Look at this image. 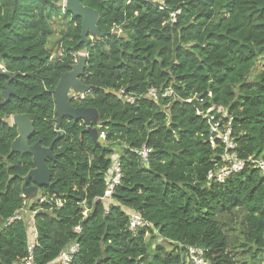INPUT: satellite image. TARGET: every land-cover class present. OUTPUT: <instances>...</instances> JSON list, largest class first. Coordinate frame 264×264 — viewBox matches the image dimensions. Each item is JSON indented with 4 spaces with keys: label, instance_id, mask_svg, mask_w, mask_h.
<instances>
[{
    "label": "trees",
    "instance_id": "trees-1",
    "mask_svg": "<svg viewBox=\"0 0 264 264\" xmlns=\"http://www.w3.org/2000/svg\"><path fill=\"white\" fill-rule=\"evenodd\" d=\"M159 1L80 0L97 12L99 33L82 40L81 18L62 0H0V67L13 76L7 101L0 76V264H21L33 242L30 219L7 221L26 205L34 167L30 154L11 151L18 133L7 119L15 116L32 122L30 145L51 146L54 156L46 160L51 186L26 185L50 200L28 209L36 211L35 264H57L71 244L69 264H192L190 247L207 264H247L228 250L224 220L234 213L239 249L264 264V177L246 167L222 184L208 181L223 166L224 146L206 117L213 108L220 119L223 109L219 131L230 122L237 157L264 159V0H165L163 10ZM56 19L67 22L51 47ZM79 53L87 91L69 99L96 111L89 126L56 116L55 88ZM197 96L201 112L191 103ZM142 146L151 149L147 162L135 153ZM116 157L121 179L105 202ZM130 213L147 225L130 231Z\"/></svg>",
    "mask_w": 264,
    "mask_h": 264
},
{
    "label": "water",
    "instance_id": "water-1",
    "mask_svg": "<svg viewBox=\"0 0 264 264\" xmlns=\"http://www.w3.org/2000/svg\"><path fill=\"white\" fill-rule=\"evenodd\" d=\"M66 10L74 15V17L81 18V38L85 40L88 32L94 35H99L96 28V20L98 14L95 10L84 7L80 0H64ZM86 65V57L80 54L77 62L70 67V71L64 73L55 88L54 100L56 106L57 122L62 117H70L73 120H81L86 125H90L91 120H97L98 116L95 110L83 109V108H72L70 105L69 93H82L86 92L87 88L82 85L80 76L84 72ZM0 76H6L8 80L3 85V91L1 93L4 101L9 100L10 96L13 95L9 84L13 80V76L4 73L0 67ZM199 96L191 101V103L201 112V107L198 104ZM14 126H16L18 136L11 144V151L25 154L28 153L32 157L33 169L29 171L24 179L23 194L29 195L32 191H37L36 186L27 187V182L31 179L37 186H51L49 182L50 173L46 164L48 158L53 159L54 156L51 152V146L48 148L42 147L40 144L35 143L30 145L29 138L33 133L32 122L24 116L13 117ZM94 136L95 131L90 130Z\"/></svg>",
    "mask_w": 264,
    "mask_h": 264
},
{
    "label": "built area",
    "instance_id": "built-area-1",
    "mask_svg": "<svg viewBox=\"0 0 264 264\" xmlns=\"http://www.w3.org/2000/svg\"><path fill=\"white\" fill-rule=\"evenodd\" d=\"M160 7L161 9H165V0H160ZM171 21H175V14H171ZM171 93L167 92L165 93L166 96H169ZM148 96L152 99L157 98V91L156 90H149ZM74 99H83L84 93L75 94L73 96ZM125 99L129 103H134L135 98L133 96H125ZM212 111H214L213 108L209 109L207 111V119L209 120V123L211 125V134L214 135L215 140H219L223 146H224V153L222 155V162L223 166L218 168L217 170L210 172L208 174V181H215L216 183L222 184L225 182L226 178L230 177L231 175L242 171L246 167L257 169L261 175L264 177V159L257 158V159H250L248 161H242L240 160L236 153L234 152L235 149V143L233 138L231 137L232 129L230 127V122L227 123V125L224 127L223 131H219L220 128V120L225 116V113L223 109L218 108L216 110V114L220 116V119L216 118L215 115L210 114ZM99 138L104 140L105 135L104 133L99 134ZM211 145L214 147V140L211 139L210 141ZM135 153L140 157L142 162H147L148 156L151 154V149L142 146V148L139 151H135ZM121 179V169L119 165L118 158L116 157L114 159V162L110 168V170L107 171L105 175V181L107 183V189L104 192L103 197L101 200L103 201H109L111 200L114 187L117 186ZM49 199H46L44 196H40L38 199L39 203H49ZM56 207L61 206V201L55 202ZM80 205L83 207L82 209V215L85 218L88 209H86L85 202L80 203ZM22 212H25L24 208H22L19 212L14 214L13 217L9 218L7 221L9 223H12L16 220L22 219ZM107 212V210H106ZM36 214V211L28 213V218L30 219V233L32 235L33 242L29 245L27 250V257L22 261L21 264H35L34 256H33V249H34V242L36 240V229L34 226V216ZM129 216V230L135 231L138 228H143L147 224L146 222L141 218L139 214H128ZM74 231L77 233L80 231V227H76ZM77 253V244H71L69 247L65 248L57 257V264H69L72 260L73 256ZM188 258L191 261L192 264H207L206 260L204 258V252L201 248L198 247H190L188 248Z\"/></svg>",
    "mask_w": 264,
    "mask_h": 264
},
{
    "label": "rangeland",
    "instance_id": "rangeland-1",
    "mask_svg": "<svg viewBox=\"0 0 264 264\" xmlns=\"http://www.w3.org/2000/svg\"><path fill=\"white\" fill-rule=\"evenodd\" d=\"M62 7L66 8V6L64 5V0H62ZM66 22H67V20H64V19H56L52 22L51 26L54 30V33L50 39L51 40L50 41L51 47H52V45H54V47L57 46V41H58L57 38H58L60 32L65 29ZM114 33H116L118 35V34H120V31L118 29H115ZM79 55H78V57H79ZM83 55H84V53H83ZM54 56H55V52H54L53 57ZM70 94L71 93H69V96H70ZM7 122L9 124L13 125L14 124L13 117L8 118ZM40 196H42V195H41V192L39 190L32 191L29 195L26 194V197H25V195L23 196V197H25V204L26 205L24 206L25 212H22V216H23L22 218L29 220L28 213H30V212L28 209L32 203H35L39 199ZM239 215L240 214L234 213L228 219L224 220V223L226 225V226H224L225 232H226L228 239H229L228 250L230 251V253L233 255V257L236 260L241 261L242 263L246 262L247 264H249V263L251 264L248 257L244 256V251H241L239 249V246L237 245V242H236V236H235L234 229L231 228V226H235L237 228H242V226H243L242 225V218H240Z\"/></svg>",
    "mask_w": 264,
    "mask_h": 264
},
{
    "label": "clouds",
    "instance_id": "clouds-1",
    "mask_svg": "<svg viewBox=\"0 0 264 264\" xmlns=\"http://www.w3.org/2000/svg\"><path fill=\"white\" fill-rule=\"evenodd\" d=\"M79 54H83V53H79ZM79 54H78V55H79ZM84 55H85V54H84ZM75 63H76V62H75Z\"/></svg>",
    "mask_w": 264,
    "mask_h": 264
},
{
    "label": "crops",
    "instance_id": "crops-1",
    "mask_svg": "<svg viewBox=\"0 0 264 264\" xmlns=\"http://www.w3.org/2000/svg\"><path fill=\"white\" fill-rule=\"evenodd\" d=\"M25 198V197H24Z\"/></svg>",
    "mask_w": 264,
    "mask_h": 264
}]
</instances>
